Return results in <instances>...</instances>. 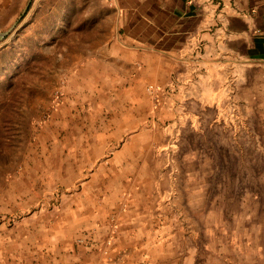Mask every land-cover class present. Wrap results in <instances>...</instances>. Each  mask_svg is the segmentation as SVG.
Instances as JSON below:
<instances>
[{
	"label": "rangeland",
	"instance_id": "obj_1",
	"mask_svg": "<svg viewBox=\"0 0 264 264\" xmlns=\"http://www.w3.org/2000/svg\"><path fill=\"white\" fill-rule=\"evenodd\" d=\"M116 16L111 0H0V33L14 26L0 41V264H60L90 248L74 218L111 154L83 164L91 133L137 108L155 115L139 125L148 150L113 209L147 205L171 264H264V68L218 89L140 80L129 93L134 82L96 62ZM114 138L113 150L130 139Z\"/></svg>",
	"mask_w": 264,
	"mask_h": 264
},
{
	"label": "crops",
	"instance_id": "obj_2",
	"mask_svg": "<svg viewBox=\"0 0 264 264\" xmlns=\"http://www.w3.org/2000/svg\"><path fill=\"white\" fill-rule=\"evenodd\" d=\"M111 2L117 10L116 32L111 37L114 41L107 39L96 62L117 71L129 85L134 82L129 93L140 80L162 87L169 85L172 91L177 83L180 89L193 81L202 83V89H218V81H224L228 74L231 81L245 82L250 79L246 71L264 68V0ZM119 75L109 78L123 79H118ZM129 102L140 101L129 94ZM154 116L137 108L114 117L125 120L123 127L91 133L97 138L83 164H96L106 153L112 154L97 164L101 163L86 182L87 207L76 211L74 218L79 227L89 228L87 235L92 234L93 242L87 251L76 250L60 264H171L165 242L150 236L155 231L156 218L146 213L147 205L138 208V201L136 206L131 203L126 212L113 209L120 187L138 175L134 168L140 167V160L135 153L148 150L146 145L138 144L139 125ZM116 135L130 139L113 150ZM112 214H116L114 233L110 232L108 220Z\"/></svg>",
	"mask_w": 264,
	"mask_h": 264
},
{
	"label": "water",
	"instance_id": "obj_3",
	"mask_svg": "<svg viewBox=\"0 0 264 264\" xmlns=\"http://www.w3.org/2000/svg\"><path fill=\"white\" fill-rule=\"evenodd\" d=\"M13 27L14 26H12L8 31H5V32H1L0 33V41H2L5 38V36L8 34L9 31L12 30Z\"/></svg>",
	"mask_w": 264,
	"mask_h": 264
}]
</instances>
